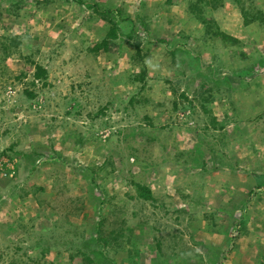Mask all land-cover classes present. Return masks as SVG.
<instances>
[{
	"label": "rangeland",
	"instance_id": "1",
	"mask_svg": "<svg viewBox=\"0 0 264 264\" xmlns=\"http://www.w3.org/2000/svg\"><path fill=\"white\" fill-rule=\"evenodd\" d=\"M261 101L264 0H0V264H264Z\"/></svg>",
	"mask_w": 264,
	"mask_h": 264
},
{
	"label": "trees",
	"instance_id": "2",
	"mask_svg": "<svg viewBox=\"0 0 264 264\" xmlns=\"http://www.w3.org/2000/svg\"><path fill=\"white\" fill-rule=\"evenodd\" d=\"M75 1L80 5L82 4V0H75ZM97 3L92 4V5L89 4L88 8L92 9L93 12H95L97 14H101L105 18V20H107V22L109 24V29L106 33L105 39L101 43H99L95 46V50L96 51H100V50L106 51L108 48L109 42L117 40V38L119 36V34H118L119 33V26H118V23H116L114 20L110 19V17H112V15H113L114 11L110 10V9L101 10ZM119 13H121V12H119ZM46 76H47L46 70L43 69L41 66H37L36 70H35V75H34L35 79L46 80ZM25 94H26V97H28V99L33 98L32 93L25 91ZM136 188H137V196L142 201L150 202V203H153L154 201H156V199L153 196L152 191L148 187L143 186V185L140 186L139 184H137ZM100 223L102 224V222H100ZM93 258L96 260V264H105V263H103L104 262L103 260H105V256H103L102 253L93 252ZM210 263L215 264V260H211ZM107 264H114V262L111 260Z\"/></svg>",
	"mask_w": 264,
	"mask_h": 264
},
{
	"label": "crops",
	"instance_id": "3",
	"mask_svg": "<svg viewBox=\"0 0 264 264\" xmlns=\"http://www.w3.org/2000/svg\"><path fill=\"white\" fill-rule=\"evenodd\" d=\"M259 103H260V104H259V105L256 104L257 106H255V107H258V106H259L258 109H259V110H262V109L264 108V103H263L262 101L259 102ZM260 106H261V107H260ZM253 107H254V106H253Z\"/></svg>",
	"mask_w": 264,
	"mask_h": 264
}]
</instances>
